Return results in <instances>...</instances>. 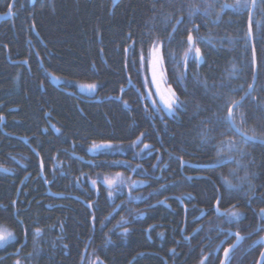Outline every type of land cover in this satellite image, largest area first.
Instances as JSON below:
<instances>
[{
    "label": "trees",
    "instance_id": "trees-1",
    "mask_svg": "<svg viewBox=\"0 0 264 264\" xmlns=\"http://www.w3.org/2000/svg\"><path fill=\"white\" fill-rule=\"evenodd\" d=\"M32 1L17 0L14 28L0 32V229L15 236L0 247V264H163L140 258L153 252L168 264H221L216 250L228 237L219 228L245 238L227 264H258L264 146L236 135L227 119L254 82L252 0ZM252 31L257 84L233 119L244 135L264 141V0ZM189 35L201 63L194 52L185 60ZM153 62L170 67L162 74L180 107L169 114L150 83ZM49 75L75 97L54 88ZM77 83L98 89L85 95ZM65 147L95 166L69 160ZM182 162L221 165V183L188 181L193 170L181 172ZM78 174L81 206L67 198ZM142 175L175 179L160 191L157 183L131 190ZM171 194L185 208L141 211ZM219 200L229 219L216 215ZM161 238L159 251L151 241Z\"/></svg>",
    "mask_w": 264,
    "mask_h": 264
},
{
    "label": "flooded vegetation",
    "instance_id": "flooded-vegetation-1",
    "mask_svg": "<svg viewBox=\"0 0 264 264\" xmlns=\"http://www.w3.org/2000/svg\"><path fill=\"white\" fill-rule=\"evenodd\" d=\"M0 3H3V7H4V5H7L6 11H4L2 9L0 11V32H1L3 30L8 29V28H10V29L12 27L14 28V26H15L14 20H17L18 19V16L16 15V6H17L18 3H17V0H0ZM32 3L34 4V0L32 1ZM10 11H11V14H10L11 16L9 18H7V16H8V14H9ZM4 17H6V20H3ZM8 57H9V54L7 55V58ZM153 64H154V69H155V73H156V76H157V80L159 82L160 87H164L165 88V90H163V95L167 99V98H169V95L170 94H169V92H168V90L166 88H167V86L170 87V85H169L168 82H165L164 81V77H163V74L162 73L163 72H166V70L169 69L170 67L168 65L155 64L154 62H153ZM12 65H14V66H27V63L26 62L15 61V62L12 63ZM171 69H172V66H171ZM184 73H185V76H187V66L184 68ZM161 75L163 77L162 80H161ZM51 76L54 77L53 75H49V80H50ZM56 80L60 83V87L57 90L60 91V92H62V93L68 92V91L63 90L61 88L62 83L58 79H56ZM150 83H151V79H150ZM151 85H152V83H151ZM152 88H153V85H152ZM70 96H72V95H70ZM73 96L75 97L74 94H73ZM2 119L3 118H1L0 120L3 123ZM3 125L1 124L2 133L5 134V131H3ZM53 128L54 127L51 126V129L53 131H56L55 128L54 129ZM100 147H108V146H100ZM238 148H242V147H238ZM68 150H69L68 147H65L62 150V152H63V154L69 160L74 161V162H77L81 166L82 165H86V164H84V163H82L80 161L81 159H84L86 161V159L83 156L78 155V154H75V153L70 152ZM74 157H78L79 160L75 159ZM230 161L233 162V159H231ZM87 162H90V161H87ZM91 163L93 165H90V166H93L94 167L95 164L93 162H91ZM147 164H149V163H147ZM192 165H195V164H192ZM195 166H197V167L200 166L201 167V166H205V165H195ZM219 166H221V165L207 164L206 167H208V169H205V170L204 169H194V168H190L191 170H193V175L190 176L192 179L191 180H188V177H186V179L188 181H195V182L208 181V182L212 183L217 188L216 182L221 183V178L223 177L221 175V170L219 171V168H218ZM185 168H188V167H185ZM80 171L82 172L83 170L79 169L78 172H80ZM180 171L181 172L183 171L182 163H181ZM210 171H214V172H216V171L218 172L219 171V172L216 173L215 175L214 174H212V175H204L203 174V173L210 172ZM138 179H140V180H139L138 183H135L136 185H134L133 183L130 185L131 190L134 189V187H136L137 184H140L139 187L148 188L149 186L153 185L154 183H157L159 185L158 190L160 191V190L165 189V187H166L165 186L166 185L165 183H167L168 181H172L173 179H175V177H172V176L164 177V176H161V175H159V176H157V175H142V176L138 177ZM77 180H78L77 192L76 193L68 194L67 195V198L73 199V200L77 201L78 204L81 206V205L84 204V201H85V192H84V190H85V182H84V175L78 174ZM48 187H49V185H48ZM131 190L129 189V194H132V191ZM157 195L160 196L159 193H157ZM128 198H132L131 195H129ZM161 202H164V204H160ZM182 203L183 202H182V200L180 199L179 196L171 194V195H168V196H164L162 201H160L158 203H155V204L151 205L150 207H145L141 211L143 212L144 210L146 211V210L154 209V208H157V207H165L167 210H171L172 205H179V206L185 208L184 204H182ZM155 205H157V206H155ZM219 210L221 212H224L225 215L224 216H220L219 214H217V212L215 210V213H216V215L218 217L223 218V219H226V218L229 219V213L228 212L223 211L220 208H219ZM143 214H146V212H143ZM204 217H205V213H203L199 219H202ZM261 229H264V227L262 228L261 226H259L258 231H261ZM219 230H220L221 233H224L228 237V238H226V240L223 241V243L221 245H219L218 249L216 250V253L221 254L222 260H223V257H224L225 252L236 243V238L235 237H231L232 231L229 228H226V229L219 228ZM263 237H261V239ZM229 239H233L234 240V243L232 245H230V246H228V244H227ZM261 239H259L256 242V244ZM244 241H245V238H244ZM244 241H243V243H244ZM176 242H177V245L180 246L183 243L190 242V238H186L183 241L177 240ZM243 243H242V245H243ZM151 244L152 245L155 244L156 247H157V249L159 251H162V250H164L165 240H163L161 238V239H158L155 242L154 241H151ZM256 244H255L254 248L261 247V255H262L263 252H264V245L263 244H260V245L257 246ZM242 245L236 251H238L242 247ZM175 254H176L175 249L171 250V255H175ZM261 255H260V257H261ZM143 257H159L163 261V264H168L169 263L168 260L162 254L161 255H159V254L157 255L154 252L153 253H147V254H145V253L140 254V258H143ZM135 260H136V258L134 259V262H135Z\"/></svg>",
    "mask_w": 264,
    "mask_h": 264
},
{
    "label": "water",
    "instance_id": "water-1",
    "mask_svg": "<svg viewBox=\"0 0 264 264\" xmlns=\"http://www.w3.org/2000/svg\"><path fill=\"white\" fill-rule=\"evenodd\" d=\"M256 7H257V0H252V3H251V9H250V16H249V23H248V35H249V40H250V43H251V48H252V52H253V61H254V66H255V76H254V82H253V85L252 87L250 88V90L248 91V93L238 102H236L232 108L230 109L231 110V115L233 117L234 115V111L240 107L242 104H244V102L253 94L254 90H255V87H256V84H257V79H258V76H257V62H256V53H255V49H254V42H253V31H252V28H253V21H254V16H255V11H256ZM11 11L9 12L7 18H9L11 15ZM3 20H6V17L3 18ZM192 45H194V42L192 40ZM199 59H200V62H201V55L199 53L198 55ZM155 71L154 69V65L152 64L151 65V68H150V79H152V75H153V72ZM156 74V73H155ZM157 78V76H156ZM50 82H51V85L56 88V89H59L60 87V83L54 78L51 76L50 78ZM157 83L159 84L158 80H157ZM153 89H154V93L156 95V98H157V102L159 104V106L161 107L162 110H164L166 113H169V110L165 107V104L163 103V101H161L160 97L161 95H163V90H165L164 87H160V93L158 94L156 92V87H157V84H153ZM65 94L67 95H72L73 96V93H70V92H65ZM164 96V95H163ZM3 123L2 125L5 123L4 122V119H2ZM231 126V125H230ZM233 132L238 135L239 137H241L242 139L250 142V143H253V144H256V145H262L264 146V142H262V140H258V139H254V140H250V139H247L248 136L244 135L241 131H236L235 128H233L231 126ZM54 129V128H53ZM75 159L79 160L78 157H74ZM82 163L86 164V165H93L91 162H87L85 161L84 159H81L80 160ZM185 167H188V168H194V169H206L205 167H197V166H194V165H191V164H188V163H182V168L184 169ZM192 178H188V180H191ZM160 204H164V202H161ZM183 204V203H182ZM219 204H220V200L217 202L216 206H215V210L217 212V214H219L220 216H224L225 213L224 212H221L219 210ZM157 206V205H155ZM231 237H235L236 238V243L231 247L229 248L226 252H227V256H225L224 254V257H223V260H222V263L221 264H227V261L229 260L230 256L242 245L244 239L239 236V235H236V234H231ZM260 244H263L264 245V238L261 239V241L257 244L260 245ZM258 264H264V252L258 262Z\"/></svg>",
    "mask_w": 264,
    "mask_h": 264
},
{
    "label": "snow or ice",
    "instance_id": "snow-or-ice-1",
    "mask_svg": "<svg viewBox=\"0 0 264 264\" xmlns=\"http://www.w3.org/2000/svg\"><path fill=\"white\" fill-rule=\"evenodd\" d=\"M224 7L228 8L231 7L230 5H224ZM192 36L189 35L188 37V41L190 44L189 50L188 52L185 53V60H187L189 53L194 52L195 55L193 56V59H195L198 55H199V49L195 48L193 49L191 47V43H192ZM143 59V57H142ZM161 63H162V58H161ZM163 79L162 75H161V80ZM149 83V80L146 78L145 79V86H147ZM151 83L153 84H157L156 87V92L159 94L160 93V87L159 84L157 83V78H156V74L155 71L153 72L152 75V79H151ZM90 89L94 90L95 89V85H89L88 86ZM169 92V98H165L163 95H161L160 99L161 101H163V103L165 104V107L171 112L173 109V106L175 105L176 107H180L179 103H178V98L175 96V93L171 91V89H168ZM148 95H151V92H149ZM154 103H156V101H154ZM229 124L236 129V131H240L239 127L236 125L235 120L233 119L232 115H231V110L229 109V115L227 117ZM247 139L250 140H254L255 137H248ZM264 142V141H262ZM145 147H148L147 145H145ZM108 183H115V181H106ZM93 183H95V181H93ZM231 215L233 217H237L238 218V214L233 212L231 213ZM19 222V221H18ZM22 223V222H19ZM15 240V236L13 235V233L11 231H8L7 229H0V247H3L5 244L10 243L11 241ZM225 256H227V252H225Z\"/></svg>",
    "mask_w": 264,
    "mask_h": 264
},
{
    "label": "rangeland",
    "instance_id": "rangeland-1",
    "mask_svg": "<svg viewBox=\"0 0 264 264\" xmlns=\"http://www.w3.org/2000/svg\"><path fill=\"white\" fill-rule=\"evenodd\" d=\"M76 85H77L79 91H80L82 94L89 95V96H91V95H92L94 92H96V90L98 89V86H97V85H95L96 87H95L94 90L90 89V88L88 87L89 85H87V84L77 83Z\"/></svg>",
    "mask_w": 264,
    "mask_h": 264
},
{
    "label": "bare ground",
    "instance_id": "bare-ground-1",
    "mask_svg": "<svg viewBox=\"0 0 264 264\" xmlns=\"http://www.w3.org/2000/svg\"><path fill=\"white\" fill-rule=\"evenodd\" d=\"M206 169H208V167H205Z\"/></svg>",
    "mask_w": 264,
    "mask_h": 264
}]
</instances>
